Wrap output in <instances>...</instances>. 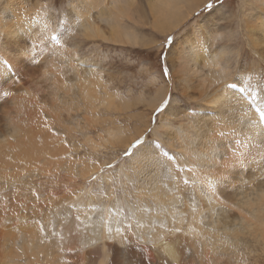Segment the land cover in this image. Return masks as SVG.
<instances>
[{
    "label": "bare ground",
    "instance_id": "bare-ground-1",
    "mask_svg": "<svg viewBox=\"0 0 264 264\" xmlns=\"http://www.w3.org/2000/svg\"><path fill=\"white\" fill-rule=\"evenodd\" d=\"M76 1L80 4L76 7L83 12L84 39L95 37L112 43H151L149 40L153 37L146 41L137 34L140 28L137 29V33H135L136 27L123 28L128 27L129 24L123 23L121 19L127 16L126 8L134 0ZM100 2L108 7H101ZM258 2L256 1V3ZM149 3L150 6L144 3L142 8L137 10V20L142 23L141 25L149 26L156 33L168 34L172 28H176L183 20L190 17L197 2L196 0H153ZM109 5H112V10L109 9L111 12L108 11V14L103 16L104 10L100 11V7L102 9L105 7L107 11ZM91 7H99L96 19L90 16ZM134 7L137 8V6ZM130 15L129 13V19H133L134 16ZM164 17L169 20H165ZM43 19L38 18V14L26 20L16 19L6 28V31L10 27L8 32L11 33L14 29L13 36L16 37L19 34L23 39L35 32L33 30H38V25ZM101 21H106V23L111 21L110 27L102 28ZM256 21L255 27L249 26L250 36L253 37L251 43H257L255 44L257 47H264V38H256L253 35L257 32L264 34V10ZM138 24L140 25V23ZM47 28L48 26L45 29ZM197 31L196 34L200 40L196 41L198 45L201 42L204 44L203 48H209L212 45L211 40H213L214 34L203 23H199ZM57 39L61 40V37H57ZM58 44L29 43L33 48V61H38L43 54H50L49 50L58 58L61 52V44ZM198 45L194 46L193 44L190 47L192 55L195 57H199L194 54V48ZM185 50L184 48L181 54H184ZM228 50V47L221 49L224 54ZM11 53L12 47L4 43L3 54L7 56L8 63L0 64V178L7 179L6 184L1 186L8 187L10 185L13 192H18L16 198L10 201V206L14 205H12L14 214L15 211L21 214V210L24 213L21 214L22 221L8 224V233L4 237L0 236L2 259L0 264H106V259L112 260V264H122V262L123 264H148L149 260L151 264H163L161 253L167 252L174 244L182 246V249H178L181 264H245L239 262L240 256L234 254L232 244H240L243 241V235L248 234L255 236L256 240L264 241V181L261 187L262 192L255 195L258 198H250L252 204L246 199L250 194L249 191H244L245 185H249L248 189L250 190L255 189L254 184L257 177L264 174V134L261 133L259 127L256 104L251 108V104H249L250 106L246 104V95L232 88L234 84L236 86L242 84L238 82L237 76L220 79L222 82L220 81L213 93L206 90L207 92L204 95L202 93L201 97L202 100H206V103L208 102L211 110L219 112L223 107L228 106L227 103L224 105L216 103L221 95L237 101V105L245 103L242 111L247 110V115L250 113L252 118L241 120L243 126L245 123V128H242V143L234 141L236 135L233 132L227 131L223 140L219 139V134L216 132L215 136L211 134L206 136L209 138V142L203 145L205 148L193 150L189 144L193 138H197V134L185 132L187 140L182 146L183 153L179 156V163L184 171L177 172L171 166L162 168L159 164L158 167H155L154 164L155 171L146 173L143 170H146L153 161L152 159H143L142 164L138 163L134 170L138 174V182L135 187L131 188L129 181L124 183L119 180L117 184L122 183L123 188L116 184L115 177L111 175V169H108L104 176L109 177L108 181L114 180L107 182L109 191L107 190L108 193L103 196L93 193V188L89 189L90 178L93 175L99 176L95 162L93 165L90 162H88L90 164L84 162L85 166L81 170V175L77 174V180L72 181L65 177L64 186L59 183L53 186L55 178L58 177V173L61 174V168L67 162V148L60 144L57 132L54 130V127L58 125L57 119L62 115L51 108L49 110L50 120H46L42 115L43 108L40 105L33 109L32 105L37 103L38 89L34 88V83L33 86H28V83L29 79L37 73L38 79H44L46 75H50L54 81L52 84L55 82L60 84L65 80L61 78L56 69L50 68V73L44 69L37 70V67L43 66L42 63L37 65L33 62L26 68L27 62L21 63L24 58L18 59ZM260 53L264 59L263 48ZM219 55L214 52L213 56L205 60V65L209 67L210 70H208L212 71L211 75L215 77L216 73L213 74V70H222L223 67V64L216 62ZM57 58L51 60L55 62ZM48 60L49 55L42 62H49ZM200 63L186 62L184 75L191 74L193 71L194 76H198L197 67L201 66L202 68L203 66ZM36 65L37 67H35ZM28 69H30L26 76L28 81L25 83L21 81L20 85L19 78ZM13 70H15V74H13ZM226 74H229L228 71ZM211 75L209 73L210 77ZM179 80L185 86L184 88L190 91L191 83L194 82L192 78L184 76ZM216 80H218L217 77ZM209 84H211V78ZM209 84L206 83V85ZM84 89L83 94L87 93L85 95L87 99L102 98L97 96V90L92 84V80L86 82ZM193 91L195 93V90ZM5 93L10 95L5 96ZM9 97H11L10 100ZM109 100H111L110 97ZM261 103L264 106V97L261 99ZM230 108L232 110V105ZM210 117L213 121L211 127L217 131L218 121L214 116ZM189 125H192L191 122L183 124L182 127L185 128ZM237 128L236 130H238ZM202 133L199 130V136ZM225 145H227V151ZM214 149H216V159L222 152L224 158L235 165L233 171L239 170L245 164H247V169L244 172H239V178L236 180H232L231 177L228 180L221 179L215 170L205 167L202 163L204 156L212 154ZM169 157L168 159L173 165L177 163L176 159ZM72 165L74 164L72 163ZM202 166L205 168L204 170H201ZM68 169L74 171L73 166ZM35 171L40 174L39 178L44 176L54 178L51 181L52 190L47 195L53 201L43 200L40 197L42 200L38 199L37 202L35 198L33 207V204H29L30 198L39 195L40 187H33L31 182V184H22L21 181L25 174H32L31 172ZM246 172L249 173L247 176ZM61 179L58 177V180ZM185 179L188 180L187 184L184 183ZM237 183L239 186H236ZM16 186L19 190L15 191ZM31 188L34 189L35 195L29 191ZM8 189L6 188V190ZM100 191L102 192V190ZM132 200H135L137 204L132 205ZM96 201L103 202L104 206L94 209ZM3 202L5 204L6 200ZM0 204L2 203L0 202ZM5 206L8 207L9 204ZM69 206L73 211H76L75 219L62 220L59 211ZM104 207L105 209H103ZM13 215L8 214V221L13 220ZM236 221L242 225L245 233L240 228L233 226ZM57 224H60V227H57ZM150 234L151 237H149ZM20 239L23 240L22 243L20 246H16ZM22 258L24 263L19 262V260L22 261Z\"/></svg>",
    "mask_w": 264,
    "mask_h": 264
},
{
    "label": "rangeland",
    "instance_id": "rangeland-1",
    "mask_svg": "<svg viewBox=\"0 0 264 264\" xmlns=\"http://www.w3.org/2000/svg\"><path fill=\"white\" fill-rule=\"evenodd\" d=\"M110 1L111 0L107 2ZM256 1L259 2L256 3ZM256 1L202 0V4L194 11L193 15L183 20L179 25L176 26V28H172V31H169L168 34L144 31H138L137 33L136 25H138V23L133 25L132 19H129V13L131 14L130 16H132L131 2V5L126 8L127 16H124L121 19L123 23H127L129 25L128 27L123 28L128 29L131 27H136V32H134L141 35V37L146 41L153 37V39L151 38L152 40H149L151 43L140 44L112 43L108 40H99V38L95 37H90L91 39H84L83 35L85 30L83 29L82 24H78L77 19H72L69 21V17L72 14L71 9L65 8L63 12L59 13L61 16L59 22H57L55 19L50 20L49 12L43 10L45 0H0V41H4V43H7L9 47H13V44L22 38L19 34L16 37L13 36L14 29L13 32L10 33L8 32L10 27L7 29V31L6 28L16 19L26 20L38 14V18H44L38 25V30L32 34H29L22 40H27L28 43L61 44V52L58 58L53 52H51V50H49L50 54H43L41 55V58L38 59V61L33 62L37 63V65L40 63L43 64L42 67H37V65L35 66L39 71L40 69H44L50 73V68L56 69L65 82L60 84L59 82H55L52 84L54 81L50 75H46L44 79H38L37 73L29 79L28 83V86H33L34 83V88L36 90L38 89V92L36 93L37 103L32 105L33 109L38 108L40 105L41 108H43L42 115L46 120H50L49 110L51 108H53L52 110L56 113L62 115L57 119L58 125L54 127V130L57 132L56 135L60 140V144L67 148V162L64 165L65 168L64 166L61 168V174L58 173V177H60V179L62 177L63 178L58 180V177H56V181L54 182L53 186L58 185V183L64 186L66 182L64 180L65 177L72 181L77 180V174L81 175V170L85 166V163L90 162L91 165H93V162H95V165L98 167L99 176L93 175V177L91 176L92 178H90L91 182H89V189L93 188V193H99L103 196L106 195L109 191V188H107V182H111L114 179L116 184L119 182V180L124 183L129 181L131 188H134L135 184L138 182V174L134 170L138 166V163H140L139 165L142 164L143 159L135 156L132 158H126L123 155L124 151L129 149L138 138L148 137L150 140L155 139V133H152V135H149V133L153 128L158 126L159 121L161 120L174 118L176 119V124L173 125V127L179 128H183L182 125L185 123L191 122L192 124V117L186 116L185 111L187 113H195L196 118L202 122V126L208 133V135L202 133L199 136V129H196L198 130L195 131L197 138H193L189 144L191 145V149L198 150L205 148L203 145L209 142V138H206V136H210V134L215 136L216 132H218L219 139L221 140L224 139L225 133L227 131L233 132V134L236 135V138L234 137V141L242 143V128H245V123H243V126L241 120L252 118L250 113L247 115V110L242 111L245 103L239 105L236 103L232 104V110L225 114L224 107L221 112L211 110L208 102L206 103V100H202L201 96L202 93L204 95V93L207 91L213 93L220 81L222 82L220 79L227 76H237L238 82L242 84L237 83L239 84L237 86L235 84H231L233 90L243 92V94L246 95V104H251L252 106L249 105L251 108L255 107V104L256 108L258 105L262 106L261 99L264 97V92L260 91V88L264 85L260 83V70L264 68V59L262 58L260 52L262 48L264 49V47H257L255 46L257 43H251L253 41V37L250 36L251 33H249L251 32L249 31V26L255 27L257 25L256 20L260 16L262 10H264V0ZM134 2L137 6L138 0H134ZM74 3L76 6L80 5L76 0H74ZM101 4V7H108L103 3ZM196 4L197 3H195V6ZM81 5L83 7V3ZM142 5H144V1L140 0V8H142ZM206 5H212V7L205 8ZM109 6L110 7L107 11L105 7L104 9L100 7V11L104 10L103 16H106L108 11L112 10V5ZM56 7H60V5H57ZM98 10L99 7L92 8L90 11V16L96 19L95 17L99 12ZM137 14L138 12L136 8V15ZM55 15L57 14L53 13V16ZM164 19L169 20L165 17ZM199 23L205 24V26L213 34H215V32L218 30H224L231 34L229 39L221 42L222 49L227 47L229 49L225 56H230V50H235L237 53V58L232 63L230 67L231 71H228L229 74L222 75L224 66L222 67V70H213V74L214 72L216 73L215 75L218 80H216L214 75H211L212 71L210 72L209 67L205 65V60H208L210 56L214 55L215 41L211 40L212 45H210L209 48H203V52L199 55V57L192 55V50L190 48L191 45L194 44V46H196L198 45L197 42L200 41L196 34L198 32L197 28H199ZM100 24H102V28L108 29L111 25V21L109 23H106V21H101ZM46 26H48L47 29H45ZM53 35L61 37V40L57 39V37L55 40H53ZM73 35L74 41L70 45L66 44L65 42L70 36ZM169 35L174 36L172 46L168 48V56L170 58L169 63L173 66L171 82H168L167 78L164 77H155L153 82L148 83L141 79L138 74H133L131 71H134L135 65L146 63L145 66H157L159 53L164 51L167 47V45H164L163 48L160 46L164 42V37ZM253 35L256 38H264V34L262 32H257ZM170 48L174 49L172 50ZM184 48L186 50L184 54H181ZM170 50L172 51L169 52ZM48 55L49 62H42V60ZM52 58L57 59L55 62H53L51 60ZM232 59L234 60V58ZM188 61H191L192 63L201 62L200 65H203L202 68L201 66L197 67L199 73L198 76H194L193 71L191 74L188 73L189 75H184L186 71V62ZM28 64L30 65L31 63L27 62L26 68L29 67ZM205 66L206 68H204ZM101 67L105 68L107 72L101 70ZM241 69H244V71L241 74H237L238 72H241ZM29 71L30 69L24 72L23 76L19 78L20 85L22 84L21 81L24 83L28 81L26 76ZM208 72L210 73L211 77L209 76ZM13 73H15V70ZM205 74L211 78V84H209L210 78L208 76L205 77ZM184 76L187 78L189 76L192 78V81H194L191 83V88L189 89L190 91H187L188 89L184 88L185 86L182 85L179 80ZM212 76L214 77L212 78ZM88 80H92V84L97 90V96H101V99L89 100L85 97L87 93L83 94L85 91L84 87ZM214 81L217 82L215 83ZM205 82L209 85H206ZM182 88L186 90H182ZM192 90H195V93L194 91L192 92ZM257 93H259V95H257ZM169 94L173 95V98L177 101V103L171 106V112L169 113L170 115L157 116V123L153 124L152 116L156 107ZM109 97L111 100H109ZM115 97L117 98L116 100L114 99ZM10 99L11 97H9V100ZM210 116H214L218 121L217 131L211 127L213 121L211 120ZM228 127L230 129H227ZM235 127H238V130H236ZM233 128H235L234 131ZM221 133H224V135L222 136ZM186 135L187 134L184 133L183 135H178L174 141H165L167 149L170 150L169 158L173 159V153L178 154L179 156L182 155V146L187 140ZM221 156H223L222 152L218 155V159H220ZM79 160L83 162L81 163ZM152 161V166L150 163V166L147 168L148 170L146 169L143 171L146 173H151L153 172L152 170L155 171V167H158L159 163H156L157 161L155 160V162L153 159ZM72 163L74 165H72ZM109 164H115L116 167L109 168ZM153 165L155 167H153ZM72 166L74 171L68 169L70 167L72 168ZM200 168L201 170L205 169L203 166ZM102 169L103 171H101ZM108 169H111V175L112 177H115L110 181H108L109 177L107 178L104 176L106 170ZM245 169H247V164L243 165L238 170V172H244ZM31 173L32 174H25L26 176L24 175L21 181L22 184L31 182L32 184H30L33 185V187H40V193L37 196L34 194L33 188L29 190L32 191L31 193L33 195H35L33 196L31 194V197L33 196L30 198L31 202L36 201V199L38 202L40 197H42L43 200L53 201V199H49L47 195L48 192L52 190L53 186L51 181L54 178L46 176L39 178L40 174L37 171ZM72 173L76 175H73ZM248 174L249 173L247 172L245 173L246 176ZM49 178L50 180H48ZM263 181L264 174H260L254 184L257 191L255 189L250 190L248 189L250 186L245 185L244 191L247 190L250 193L249 196L246 197L248 202H250V198L257 197L255 195L262 192L261 187L263 186ZM6 182L7 179L0 178V202L3 204V201L6 200L5 204L3 205L8 206L9 204V208L0 204L2 205L0 206V236L3 237L8 233V224H14V221H22L23 216L21 214L24 213V211L21 210V214L16 211V215L14 214L12 209L14 205L12 204L13 206H10V201L16 198L18 192H13V189L10 188V185L8 187L1 186L6 184ZM117 185L124 188L122 183ZM236 186H239V183H237ZM6 188L10 189L6 190ZM14 190L16 191L19 189L17 187V189L14 188ZM100 190H102V192ZM42 199H40V201ZM31 202H29V204H33L34 207L35 203ZM62 204L65 205L64 203ZM131 204L135 205L137 202L132 200ZM103 206V202L96 201V203L94 202L93 208L99 209ZM21 207L23 206L21 205ZM103 209H105V207ZM61 210L59 213L61 214L62 220L66 218L75 219L76 211H73L72 207H64ZM8 214H14L12 221H8ZM233 226L235 228H240V230L244 232L242 225L238 221H236ZM57 227H60V224H57ZM245 236L243 235V241L240 244H232L234 247V254L240 256V259H238L239 262H244L245 264H264V241L261 240V242L258 239L256 240L255 236L252 234ZM149 237H151V234ZM21 241L23 240L20 239V241H16V246H20L22 243ZM0 261H2L1 256ZM19 262L24 263L25 261L22 258V261L19 260Z\"/></svg>",
    "mask_w": 264,
    "mask_h": 264
},
{
    "label": "snow or ice",
    "instance_id": "snow-or-ice-1",
    "mask_svg": "<svg viewBox=\"0 0 264 264\" xmlns=\"http://www.w3.org/2000/svg\"><path fill=\"white\" fill-rule=\"evenodd\" d=\"M57 5H60V7H56ZM212 5H206L205 8H210ZM65 8L71 9V16L69 17V21L72 19H77L78 24H83V12L81 9H78L76 7V4L74 3V0H45L44 3V11L49 12V19H55L57 22L61 19V16L59 13L63 12ZM51 9V11H50ZM53 13H56L57 15L53 16ZM36 31V30H33ZM230 33L224 31V30H218L213 35V41H215V52L219 53L218 60L216 61L219 64H223L224 71L222 75H226L227 71L230 70V67L232 63L237 58V53L235 50H230L231 55L225 56L224 52L221 51L222 49V41H225L230 38ZM53 40L56 39L55 36L52 37ZM174 39V36L169 35L164 37V42L160 47H164V45H167L164 51H161L159 53L158 59H157V66H145L146 63H141L138 65H135L134 71H131L133 74H138V76L143 79L144 81L151 83L155 79V77H164L167 78L168 82H171L172 79V72H173V66L169 63V56H168V48L172 46V41ZM74 41V35L70 36L69 39L65 42L66 44H71ZM203 46L204 44L200 42V44L195 47L194 54L200 55L203 52ZM3 48H4V41H0V64H7L8 59L7 56L3 54ZM14 54L18 59L24 58L21 60V63H32L34 60L33 57V48L29 45L27 40H18L15 42L14 46L12 47V53ZM227 58V59H226ZM234 58V60L232 59ZM101 70L106 71L105 68L101 67ZM244 71V69H241V72H238L237 74H241ZM261 75V84L264 85V68L260 70ZM260 91L264 92V86L260 88ZM5 96L10 95L9 93H5ZM259 95V93H257ZM177 103V101L173 98L172 94H169L166 96L161 103L156 107L154 114L152 116V123L156 124V117L160 115L168 116L171 112V106ZM217 104L224 105L227 103V107H224L225 114H227L231 108L230 106L234 103H238L237 101H233L227 96L221 95L218 97ZM184 111V110H182ZM256 111L259 114V127L261 130V133L264 134V106L258 105L256 108ZM186 116L192 117V125H189L185 128H179V127H173V125L176 124V119H164L159 121V124L157 127L153 128L149 135H152V133H155V139H148V137L144 138H138L129 149L125 150L123 155L126 158H132V157H138L140 159H154L157 161V163L160 164L162 168H167L168 166H171L174 168L177 172L184 171L183 167L179 163V155L173 153V159L177 160L176 164H172L171 160L168 159L169 156V149L166 147L165 141L172 140L174 141L178 135H183L185 132H195L196 129H199L201 132H203L205 135H208L206 129L202 126V122L196 118L195 113H187L185 111ZM223 136L224 133H221ZM227 151V145L224 146ZM215 151L213 150L212 154H206L203 158V165L209 169L215 170L221 179L228 180L229 177H231L232 180H236L239 178V172L233 171L235 168V165L228 159H225L224 156H221L220 159L215 158ZM109 168H115V164H109ZM103 171V169L101 170ZM184 183L187 184L188 180L185 179ZM178 249H182V246L179 245H173L167 252L161 253L163 264H181L180 262V254ZM106 264H112V260L106 259ZM123 264V262H122ZM148 264H151V261L149 260Z\"/></svg>",
    "mask_w": 264,
    "mask_h": 264
},
{
    "label": "crops",
    "instance_id": "crops-1",
    "mask_svg": "<svg viewBox=\"0 0 264 264\" xmlns=\"http://www.w3.org/2000/svg\"><path fill=\"white\" fill-rule=\"evenodd\" d=\"M144 1V3H145V5H148V6H150V3L149 2H152L151 0H143ZM196 2H197V4H196V6L192 9V14L190 15V16H192L193 15V13H194V11L202 4V0H196ZM134 6H136L135 5V2L134 1H132V7H134ZM137 10L139 11L140 10V0H138V5H137ZM136 7H134V8H132V16H134L135 18L136 17H138V14L136 15ZM137 11V12H138ZM134 12V13H133ZM133 14H135V15H133ZM133 17V19H132V24L133 25H136V20H137V18L135 19ZM135 23V24H134ZM137 23H140V25L138 24L137 25V29L138 28H140V29H138L139 31H144V32H153V33H155L154 31H153V29L151 28L150 29V27L149 26H147V25H141L142 23L141 22H139L138 20H137ZM148 28V29H147Z\"/></svg>",
    "mask_w": 264,
    "mask_h": 264
}]
</instances>
